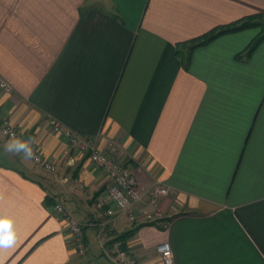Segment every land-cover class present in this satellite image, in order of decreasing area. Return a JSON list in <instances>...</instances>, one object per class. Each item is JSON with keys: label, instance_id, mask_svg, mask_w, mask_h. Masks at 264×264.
Returning <instances> with one entry per match:
<instances>
[{"label": "crops", "instance_id": "obj_1", "mask_svg": "<svg viewBox=\"0 0 264 264\" xmlns=\"http://www.w3.org/2000/svg\"><path fill=\"white\" fill-rule=\"evenodd\" d=\"M264 0H0V116L52 160L56 173L0 136V264H115L112 244L140 264H264V42L258 28L193 50L184 44L250 17ZM264 22V20H263ZM262 30V29H261ZM263 96V97H262ZM50 120L113 143L143 190L135 212L106 213L109 177L69 147ZM84 231L85 254L54 211Z\"/></svg>", "mask_w": 264, "mask_h": 264}, {"label": "built area", "instance_id": "obj_2", "mask_svg": "<svg viewBox=\"0 0 264 264\" xmlns=\"http://www.w3.org/2000/svg\"><path fill=\"white\" fill-rule=\"evenodd\" d=\"M0 76V91L5 94H11L13 88L10 84L6 83ZM50 127L52 131L61 133L68 140L69 147L81 155H84L88 160L101 169L107 177H109V185L107 187V202L112 204V207L106 213L113 220L120 215H125L130 222L136 220V209L145 202L146 196L152 195V203L157 204L158 199L167 195L168 190L161 187L156 183L151 187V190H143L140 188L137 178L123 165H120L115 158L116 148L113 143H109L107 148H101L95 139L82 138L76 135L73 131L67 130L59 122L50 120ZM0 136L7 138L11 141L22 140L23 134L18 132L9 120L0 116ZM32 148L33 155L28 157L38 168L49 173H56L58 167L56 164L45 156H41L36 144L31 141L27 142ZM54 211L67 224V228L72 236V244L79 254H85L87 249L84 239V231L92 226L91 224H83L78 222L71 216L61 204L54 207ZM170 244L164 243L158 246L157 251L161 255L163 264H175L172 248ZM126 244L120 240H116L112 244L113 262L115 264H140L137 258L127 250Z\"/></svg>", "mask_w": 264, "mask_h": 264}, {"label": "trees", "instance_id": "obj_3", "mask_svg": "<svg viewBox=\"0 0 264 264\" xmlns=\"http://www.w3.org/2000/svg\"><path fill=\"white\" fill-rule=\"evenodd\" d=\"M263 16H256V17H250L247 19H243L241 21H238L232 25H227L225 27H219L211 32L207 33L206 35L196 38L186 44H184V47L187 48L186 53H181L180 51H177L178 55L181 54V59L183 61L182 64H184L185 68L188 67L189 62H191L193 50L199 49L200 47L206 46L213 41L217 40L219 37H223L228 34H234L239 33L245 30L253 29V28H260L263 24L259 20H261ZM256 38L249 44L248 48L245 49L243 53L237 56L239 60H245L249 59L254 52L257 50V48L260 47V45L264 42V32L262 31L259 35L255 36ZM132 235V232L127 233L121 237H117V240L122 241L124 244H126V240L128 237Z\"/></svg>", "mask_w": 264, "mask_h": 264}, {"label": "clouds", "instance_id": "obj_4", "mask_svg": "<svg viewBox=\"0 0 264 264\" xmlns=\"http://www.w3.org/2000/svg\"><path fill=\"white\" fill-rule=\"evenodd\" d=\"M13 149H15L17 152L23 150L28 157L33 155L32 148L29 146V144L26 142H21L20 140L10 142L8 145H6V150L12 151Z\"/></svg>", "mask_w": 264, "mask_h": 264}, {"label": "rangeland", "instance_id": "obj_5", "mask_svg": "<svg viewBox=\"0 0 264 264\" xmlns=\"http://www.w3.org/2000/svg\"><path fill=\"white\" fill-rule=\"evenodd\" d=\"M263 20H264V17H263L261 20H259V21L261 22V24H263V25H262L260 28H258V29L256 30L257 33H260V32H262V31L264 32V22H263ZM261 29H262V30H261ZM263 96H264V95H263ZM263 96H262V97H263ZM27 142H28V141H27ZM27 142H26V143H27ZM147 197H148V196H146V198H147ZM146 198H145V199H146ZM148 198H149V197H148ZM145 199H144V200H145ZM154 206H157V205H154Z\"/></svg>", "mask_w": 264, "mask_h": 264}, {"label": "snow or ice", "instance_id": "obj_6", "mask_svg": "<svg viewBox=\"0 0 264 264\" xmlns=\"http://www.w3.org/2000/svg\"><path fill=\"white\" fill-rule=\"evenodd\" d=\"M0 227H5L4 225H0Z\"/></svg>", "mask_w": 264, "mask_h": 264}]
</instances>
